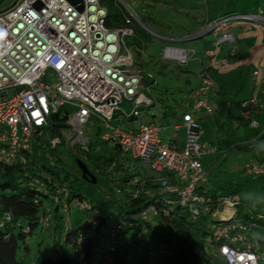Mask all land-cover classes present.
Returning a JSON list of instances; mask_svg holds the SVG:
<instances>
[{
    "label": "built area",
    "instance_id": "1",
    "mask_svg": "<svg viewBox=\"0 0 264 264\" xmlns=\"http://www.w3.org/2000/svg\"><path fill=\"white\" fill-rule=\"evenodd\" d=\"M262 14L264 11L259 10L257 15H229L201 31L214 32L216 48L205 51L209 60L198 74L194 99L181 123L173 125V131L186 129V139L179 146L174 137L167 143L161 140V125L154 120L139 122L135 128L122 129L119 125L138 119L141 110L153 101L150 85L145 84L154 80L153 75L135 58L136 52H144L125 40L133 34L130 12L124 16L123 27L109 29L104 24L106 10L99 0H13L0 10V167L26 165L35 147L46 150L50 145L63 144L67 149H86L92 140L86 126L93 123L97 124L95 135L100 141L117 145L122 155L148 163L155 172L169 174L155 179L168 204L197 212L209 200L203 191L207 171L201 158L213 150L201 141L194 113L212 115L218 108L211 98L213 82L206 69H228L227 59L218 58L219 47L235 41L232 27L254 26L257 19L264 20ZM162 58L186 65L192 53L166 44ZM253 64V93L238 102V114L249 128L257 129L255 116L264 112V103L259 102L256 92L264 93V86L262 67L259 61ZM55 113H61L65 121L58 133L50 134L47 128ZM123 166L133 167L127 161ZM244 172L264 175V160L246 163ZM41 174H46L44 169ZM53 184L58 187L55 181ZM53 198L56 200L57 195ZM238 204L239 198L233 194L217 199L211 215L216 220L208 224L206 242L224 264H264V248L248 237L252 228L264 229L257 222L264 220V215L250 213L247 219H237ZM148 211L154 213L155 209L148 208L142 216ZM224 214H228L227 219H223ZM10 218L11 214L4 211L0 222ZM120 228L117 223L106 229V247L110 250L119 240Z\"/></svg>",
    "mask_w": 264,
    "mask_h": 264
},
{
    "label": "trees",
    "instance_id": "2",
    "mask_svg": "<svg viewBox=\"0 0 264 264\" xmlns=\"http://www.w3.org/2000/svg\"><path fill=\"white\" fill-rule=\"evenodd\" d=\"M99 3L106 10L104 24L107 28L125 25L124 16L128 12L122 5L116 0H99ZM232 12L235 11L226 13ZM147 20L148 17L142 16L137 21ZM133 35L129 45L137 47L139 39L134 30ZM143 35L147 37L145 33ZM138 54L141 55L136 52V62L142 66ZM209 70L206 69L208 74ZM145 84L154 87L155 80H146ZM212 91L218 92L213 86ZM224 94L223 90L213 99L218 105L215 112L229 108L227 117L242 121L230 107L219 105V98ZM152 99L150 107L156 104V99ZM189 104L187 100L184 108ZM165 113L164 110L162 116ZM51 121L47 131L58 133L65 117L55 113L51 115ZM93 140L86 149L74 148L72 152L76 161L81 160L78 155L84 158L82 161L95 176L94 183L83 178L78 169L76 174L67 171L62 160L47 154L57 146L50 145L46 150L35 147L31 159L24 166L0 167V216L4 211L11 214L8 221L0 222V264H22L16 255L17 250L19 247L28 250L26 241L36 229L41 234L46 233L54 242L53 252L37 264H93L95 258H99L97 264L103 260L105 264H224L206 242L210 233L208 224L216 220L211 215L221 196L208 195L204 188L209 200L197 212L178 205L171 206L155 181L159 176H168L167 172L158 173L152 169V173L141 172L134 166L126 168L123 163L128 162L127 156L120 153L117 145ZM85 161L93 163L95 171H91ZM42 169L45 175L41 174ZM54 195H57L56 200ZM80 204H85V207L80 208ZM151 207L155 212L148 211L143 217L142 212ZM71 208L83 211L84 220L76 228L67 227L60 243L64 223H71ZM46 216L47 220H44ZM237 216L247 219L249 214L238 211ZM257 222L264 226V220ZM117 223L121 225L119 240L110 250L106 247L109 241L106 229ZM262 236L264 229L252 228L248 233L251 241H259ZM65 245L67 248L63 249Z\"/></svg>",
    "mask_w": 264,
    "mask_h": 264
},
{
    "label": "rangeland",
    "instance_id": "3",
    "mask_svg": "<svg viewBox=\"0 0 264 264\" xmlns=\"http://www.w3.org/2000/svg\"><path fill=\"white\" fill-rule=\"evenodd\" d=\"M122 5L126 11L133 15L134 22L129 26L134 30L138 37L137 47L144 54L139 55L142 67L146 72L153 75L155 80L154 87L150 86V94L156 99V104L150 108H144L140 112L138 119L132 122V125L124 122L119 123L122 129L129 127L135 128L139 122L156 121L161 125L160 138L163 142H169L172 137L173 125L175 122L181 121L182 112L188 110L184 108L187 100L191 103L194 99L196 87L199 79L198 74L204 65L208 62L202 61L201 58H207L205 51L215 46L214 32L208 33L203 38L192 40H181L201 34L215 21L225 19L229 15H236L235 12H244L250 14H258L259 10L264 11V0H116ZM13 0H2L0 2V10L8 7ZM227 11H235L226 13ZM142 16L148 17L147 21L139 23L137 20ZM264 17V14H262ZM250 26V25H245ZM264 33V20L257 19L254 26ZM147 37L144 38L143 34ZM134 35L126 37V43L133 39ZM171 44L182 47L192 53V58L188 64L181 65L174 61L163 60L164 45ZM244 54L249 52L253 39H244L240 43ZM135 45V46H136ZM130 46V45H129ZM223 48L230 51L237 48L235 42H225ZM258 49L254 50V52ZM260 56V57H259ZM259 61L262 69H264V52L259 54ZM222 59L221 56H218ZM198 59H201L198 61ZM253 60V59H252ZM250 59V61H252ZM255 60V59H254ZM253 60V61H254ZM229 63L233 59L228 60ZM249 61V59H248ZM255 61V62H256ZM203 64V65H202ZM209 75L213 80V88L217 89L222 79L226 80L227 90L222 101H218L223 106L225 101L232 103L231 112L234 115L239 113L238 100L241 96H251L253 93L252 81L250 76V66H241L233 70H222L210 68ZM262 86H264V76H262ZM258 93V100L264 102V93ZM212 100L217 97L215 92H211ZM127 107V106H125ZM166 111L162 116V112ZM228 110L220 109L212 115L204 112H195L194 118L201 130V141L213 151L202 155L201 161L203 168L207 171V182L204 184L208 195L227 196L235 195L239 198L238 211L244 213H260L264 215V206L258 207L256 210H250L243 202L250 190L264 193V175H247L244 172V165L251 161L264 160V112L256 114L255 119L259 126L257 129H251L244 121L237 120L233 117H227ZM155 113V116L151 114ZM177 118L180 120L177 121ZM115 123H118L117 121ZM97 124L89 123L86 126L87 134L91 139L98 140L95 135ZM255 131H258L257 134ZM174 136L179 144L186 139V129L182 127L179 131L174 132ZM93 140V141H94ZM73 148L67 149L63 144L49 151L47 154L51 158H59L65 164L67 171L72 174L77 173L78 166L73 155ZM127 156L135 168L143 171L150 170L148 163L133 159L129 154ZM81 160L84 158L80 155ZM86 162V161H85ZM91 171H95V165L86 162ZM79 170V169H78ZM80 172V170H79ZM81 174V172H80ZM71 223H64L63 232L60 235L59 242H63V236L67 227L76 228L83 223L84 212L71 208L69 210ZM227 216V215H226ZM240 219V216H237ZM256 232L252 236L255 237ZM252 241L260 248H264V236ZM21 244V242H19ZM52 238L46 233H42L36 229L28 237L26 245L27 251L21 247L17 250V257L21 259L22 264H37V262L51 252H53ZM66 245L63 249H66ZM99 258H95L92 263L97 264ZM101 264H105V260Z\"/></svg>",
    "mask_w": 264,
    "mask_h": 264
},
{
    "label": "crops",
    "instance_id": "4",
    "mask_svg": "<svg viewBox=\"0 0 264 264\" xmlns=\"http://www.w3.org/2000/svg\"><path fill=\"white\" fill-rule=\"evenodd\" d=\"M250 26L248 27L245 25H235L234 27L231 28V32L235 36L234 42L237 43V45H238V47L236 49L233 48L230 51H228L227 49L223 48V46L219 47L218 56H221L222 59H227V61L230 59L231 60L233 59V61L229 63L230 64L229 70H233V69L239 68L241 66H246V68H247L248 65L250 66V70H251L253 65H254L253 62H255L259 58L258 56H259V54H261V52H264V33L259 31V29L257 27L251 28ZM244 39H253V44L251 45L249 52L247 54H244L243 49H242V45L240 44L242 42V40H244ZM215 48H216V46H214V48H212V49H215ZM256 49H258V51L254 52V50H256ZM201 59H202V61H206L205 59H208V58H201ZM248 59H249V61H248ZM250 59L251 60L255 59V60L250 61ZM207 62H208V60H207ZM262 63H264V61H262ZM250 76H251V72H250ZM262 76H264V69H262ZM251 81H252V78H251ZM225 82H226V80L222 79L220 84L223 83V86L219 85L217 87V91H218L217 94L222 92L223 90L224 91L227 90V84ZM224 97H226V96H222L221 98H219V103H220V101H222L224 99ZM247 97L248 96H241L238 101L245 99ZM226 103H227V101H225L224 105H226ZM261 103H264V102H261ZM151 115L155 116V113H152ZM176 119H177V121L180 120V118H177V117H176ZM134 120L135 119H132V121L130 122L131 125H132V122ZM175 123H181V121L175 122ZM181 128L182 127H180L177 131H179ZM177 131H172V137H174L176 142H177V140H176V137L174 136V132H177ZM177 144L179 146H181L183 143L179 144L177 142Z\"/></svg>",
    "mask_w": 264,
    "mask_h": 264
},
{
    "label": "water",
    "instance_id": "5",
    "mask_svg": "<svg viewBox=\"0 0 264 264\" xmlns=\"http://www.w3.org/2000/svg\"><path fill=\"white\" fill-rule=\"evenodd\" d=\"M69 1L72 2V3H77L80 0H69ZM78 9L81 10L82 6L79 5ZM210 32H211V30L208 29L205 32H203L202 34H198V35L189 37L187 39H181V40H192V39L203 38ZM76 164L78 166V169L81 171L82 177L85 178V179H90L94 183L95 182V176L87 169V167L84 164V162L82 160H77Z\"/></svg>",
    "mask_w": 264,
    "mask_h": 264
},
{
    "label": "clouds",
    "instance_id": "6",
    "mask_svg": "<svg viewBox=\"0 0 264 264\" xmlns=\"http://www.w3.org/2000/svg\"><path fill=\"white\" fill-rule=\"evenodd\" d=\"M243 202L250 210H256L258 207L264 206V193L250 190Z\"/></svg>",
    "mask_w": 264,
    "mask_h": 264
},
{
    "label": "bare ground",
    "instance_id": "7",
    "mask_svg": "<svg viewBox=\"0 0 264 264\" xmlns=\"http://www.w3.org/2000/svg\"><path fill=\"white\" fill-rule=\"evenodd\" d=\"M226 215L228 216V214H224V216H223V217H227ZM224 219H225V218H224Z\"/></svg>",
    "mask_w": 264,
    "mask_h": 264
}]
</instances>
